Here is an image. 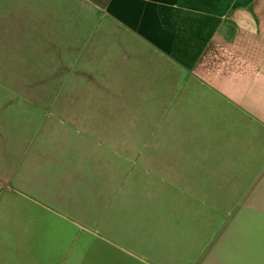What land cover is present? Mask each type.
<instances>
[{
  "label": "crops",
  "instance_id": "obj_1",
  "mask_svg": "<svg viewBox=\"0 0 264 264\" xmlns=\"http://www.w3.org/2000/svg\"><path fill=\"white\" fill-rule=\"evenodd\" d=\"M78 1L95 24L90 43L76 48L80 68L73 65L71 73L100 84L104 103L117 90L133 95L139 85L158 98L210 99L221 112L208 128L209 144L216 147L209 160L219 167L209 170L204 185L201 175L167 169L154 156L153 165L117 131L93 132L85 114L74 120L73 89L51 94L59 100L45 107L27 98L48 97L45 92L0 89V196L22 204L31 226L44 212L78 218L88 234L100 231L95 264H232L233 258L244 264L245 233L236 218L244 208L242 198L233 202L231 164L240 162L241 171L255 165L258 174L248 190L264 170V0ZM159 76L162 84L148 90ZM169 83L179 84L169 90ZM179 105L175 114L182 118L197 112ZM172 123L176 130L187 125ZM148 192L151 200L186 195L189 203L161 212ZM217 211L224 212L219 221ZM135 247L153 260L136 258ZM86 252L71 250L58 264H85Z\"/></svg>",
  "mask_w": 264,
  "mask_h": 264
},
{
  "label": "rangeland",
  "instance_id": "obj_2",
  "mask_svg": "<svg viewBox=\"0 0 264 264\" xmlns=\"http://www.w3.org/2000/svg\"><path fill=\"white\" fill-rule=\"evenodd\" d=\"M87 9L78 0H0V89L10 92L24 90L29 94L45 92L48 97H27L37 100L39 107L52 105L57 97L50 95L61 93L63 89L79 91H73L75 96L71 99L73 114L70 112L69 115L74 120L78 115L85 114L86 118L82 120L89 122L88 128L93 132L100 133V128L109 129L116 134L118 132L123 135L122 138H126L123 140L140 147L145 159L149 155L153 165L157 163L154 156L166 163L164 165L167 169L201 175L200 182L205 185L209 180V170L219 167L217 163L209 160V156L215 154L216 147L209 144L208 129L218 121L221 113H217L218 106L212 104L210 99L201 100V97L158 98L150 91L142 90V85H139L133 95L124 96L123 91L117 90L115 99L100 102V84L96 85L97 83H91L71 73L75 66L76 69L80 68L77 61L74 63V57L81 51V47L90 43L94 33H91L90 25L95 23ZM76 48L80 51H76ZM18 77L20 80L15 79ZM163 81L164 77L159 76L158 82L150 83L147 89L154 90ZM178 84L169 83V90H174ZM25 99H21V102L25 101L27 104ZM179 102H184V107L190 111L197 112L190 113L185 118L176 115V107L182 109ZM172 119L176 123L187 125L176 130L177 124L172 123ZM196 155L200 156L199 159H195ZM231 166L233 202L242 198L239 206L244 208L236 217H239L238 223L242 222L243 234L245 233L242 247L248 255L244 264H264V257H251L253 253H264V170L252 190H248L258 174L253 169L255 165H250L247 172L241 171L240 162H233ZM246 173L254 176H246ZM216 186H219L217 180ZM138 188L141 189V186ZM140 192L142 193L141 190ZM150 195L151 193L147 197ZM182 196L179 199L173 195L160 194L154 200L149 199L164 212L173 203L188 204L187 196ZM7 198L0 196V264H28L29 257L34 261L30 264H58L61 257L71 250L81 253L89 251L84 254L87 257L85 264H95L100 231H92L95 235L88 231L91 233L88 234L84 232V226L80 225L78 218H66L65 221L50 214L44 215V212L38 213L39 221L34 220L39 225L31 226V216L25 215L22 204L17 207ZM142 201L140 199L138 203L141 204ZM228 201H231V196ZM201 213L207 214L204 210ZM223 213L217 211V221L223 219ZM44 219H48L47 223ZM32 234H38V238ZM90 241L92 242L89 243ZM92 247L95 248L91 250ZM140 250L142 249L135 247L131 252L136 258L152 259L144 256L145 250ZM232 250V255H235L237 245ZM236 259L233 258L232 264H237Z\"/></svg>",
  "mask_w": 264,
  "mask_h": 264
}]
</instances>
